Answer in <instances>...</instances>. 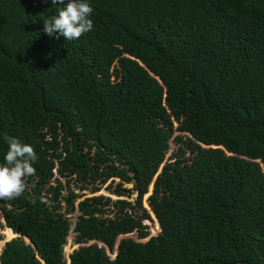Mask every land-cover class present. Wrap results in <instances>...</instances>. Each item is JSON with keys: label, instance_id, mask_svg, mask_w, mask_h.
<instances>
[{"label": "trees", "instance_id": "obj_1", "mask_svg": "<svg viewBox=\"0 0 264 264\" xmlns=\"http://www.w3.org/2000/svg\"><path fill=\"white\" fill-rule=\"evenodd\" d=\"M86 2L93 29L67 41L43 31L63 5L0 0V163L5 135L38 156L0 200V264H264V0ZM59 178L135 198L75 201Z\"/></svg>", "mask_w": 264, "mask_h": 264}, {"label": "clouds", "instance_id": "obj_2", "mask_svg": "<svg viewBox=\"0 0 264 264\" xmlns=\"http://www.w3.org/2000/svg\"><path fill=\"white\" fill-rule=\"evenodd\" d=\"M52 3L63 7L59 8L57 15L44 20L43 31L49 36L57 33L71 41L93 29L91 14L94 9L86 0H67L66 4L65 0H52ZM128 58L138 67L143 66L140 58ZM4 140L8 144V150L4 162L0 163V200H13L28 190L27 178L36 174L34 164L38 161V156L32 145L22 143L18 138L5 135Z\"/></svg>", "mask_w": 264, "mask_h": 264}, {"label": "rangeland", "instance_id": "obj_3", "mask_svg": "<svg viewBox=\"0 0 264 264\" xmlns=\"http://www.w3.org/2000/svg\"><path fill=\"white\" fill-rule=\"evenodd\" d=\"M175 125V123H174ZM176 134H182L181 137L184 139V136H186L184 133H180L178 131H174L173 132V135H176ZM176 146L177 144L171 140L169 141V145H168V150L164 156V159H172L173 156H175V153H176ZM245 159V158H244ZM53 177H56V176H53ZM154 176L152 177V180H153ZM59 180L61 181V189H60V193L61 194H65L67 192V190H72L75 194H78L79 193V197L75 199V201H77L78 199H82L83 197H89V196H93V195H102V196H107L109 197V199L113 202L114 200L116 199H123L127 202H130L131 204H133V201H134V198H135V193L134 192H131L129 191L128 193L125 192L123 195H116L115 193H112V188H113V185L117 182V179H114L112 181V185L111 187H106V185L108 184V181H106L104 184L101 185V189L97 190L96 192H90L89 189H78L77 188V182L75 181H71V182H68L67 184L64 182L63 178H59ZM50 182H53L54 183V180L51 179ZM122 186L123 187H130L129 184H124L122 183ZM151 186H152V181L149 182L148 184V187H147V191L146 193L142 196V206L147 210L146 208V196L147 194L150 192V189H151ZM112 207L110 206L109 209H111ZM148 212V211H147ZM77 214V212H73V213H68V216H70V220L71 222H73L74 220V216ZM149 214V219L148 220H143V223L146 225V230L148 232V236L150 235H154L156 234V232H158V226H157V223H156V220L154 219L153 215L151 214V212L149 211L148 212ZM72 226V224H71ZM70 226V227H71ZM0 234H1V240H0V250H1V247L3 245V242L6 241V240H9L10 238H13L15 235H13L11 233V235H8L6 232H5V229L4 227L1 228L0 230ZM129 237H133L135 238V233L132 232V233H129L128 235ZM147 236V237H148ZM26 239V238H24ZM146 238H143L142 240H145ZM98 245H100V243H98ZM78 246V244H75L73 242V233L72 232H69L66 236V241H65V244L63 246V249H62V252H63V256L64 258L66 259L67 255L73 250L75 249L76 247ZM105 251L106 253L110 256V257H113V254L114 252L113 251H109L106 247H105ZM68 260V258H67ZM66 264V263H65Z\"/></svg>", "mask_w": 264, "mask_h": 264}, {"label": "bare ground", "instance_id": "obj_4", "mask_svg": "<svg viewBox=\"0 0 264 264\" xmlns=\"http://www.w3.org/2000/svg\"><path fill=\"white\" fill-rule=\"evenodd\" d=\"M4 229H5V232L8 234V235H11V233L14 235L15 233L14 232H12L10 229H8V228H5L4 227ZM25 240H27V239H25Z\"/></svg>", "mask_w": 264, "mask_h": 264}]
</instances>
